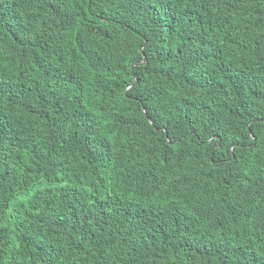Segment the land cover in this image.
<instances>
[{
    "label": "trees",
    "instance_id": "16d2710c",
    "mask_svg": "<svg viewBox=\"0 0 264 264\" xmlns=\"http://www.w3.org/2000/svg\"><path fill=\"white\" fill-rule=\"evenodd\" d=\"M0 264H264V0H0Z\"/></svg>",
    "mask_w": 264,
    "mask_h": 264
},
{
    "label": "water",
    "instance_id": "95a60500",
    "mask_svg": "<svg viewBox=\"0 0 264 264\" xmlns=\"http://www.w3.org/2000/svg\"><path fill=\"white\" fill-rule=\"evenodd\" d=\"M145 61V60H144Z\"/></svg>",
    "mask_w": 264,
    "mask_h": 264
}]
</instances>
